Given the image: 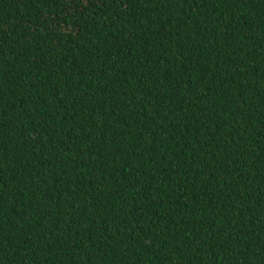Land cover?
I'll list each match as a JSON object with an SVG mask.
<instances>
[{"label": "trees", "instance_id": "1", "mask_svg": "<svg viewBox=\"0 0 264 264\" xmlns=\"http://www.w3.org/2000/svg\"><path fill=\"white\" fill-rule=\"evenodd\" d=\"M0 264H264V0H0Z\"/></svg>", "mask_w": 264, "mask_h": 264}]
</instances>
